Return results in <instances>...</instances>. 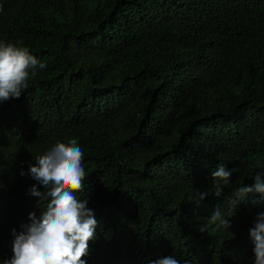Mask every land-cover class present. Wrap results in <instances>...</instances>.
I'll list each match as a JSON object with an SVG mask.
<instances>
[{
  "label": "trees",
  "instance_id": "obj_1",
  "mask_svg": "<svg viewBox=\"0 0 264 264\" xmlns=\"http://www.w3.org/2000/svg\"><path fill=\"white\" fill-rule=\"evenodd\" d=\"M0 41L46 64L0 102V264L45 206L30 165L69 138L97 221L87 264H254L264 194L200 226L264 173V0H0ZM218 164L237 169L220 197Z\"/></svg>",
  "mask_w": 264,
  "mask_h": 264
},
{
  "label": "clouds",
  "instance_id": "obj_2",
  "mask_svg": "<svg viewBox=\"0 0 264 264\" xmlns=\"http://www.w3.org/2000/svg\"><path fill=\"white\" fill-rule=\"evenodd\" d=\"M46 64L34 56L28 47L0 41V102L10 98H19L28 87V81L35 77ZM35 165H30L28 174L37 182L31 189V195L45 202L39 218L30 213L31 223L22 224L21 231L13 230L12 255L3 264H87L89 242L95 239L97 221L94 210L87 207L88 200H78L77 193L84 190L87 176L84 166V151L77 139L56 142L43 154L35 156ZM237 169L229 170L224 164H218L211 172L214 194L220 197L223 188L229 185L230 177ZM20 175H25L24 171ZM264 173L257 172L254 184L239 186L228 197L227 210L218 206L200 226L205 232L209 226L217 225L229 229L227 217L235 214L240 203L250 193L264 194ZM37 185L45 191L38 190ZM209 193L195 191L194 199L202 201ZM254 243V264H264V212L257 215L254 227L250 229ZM146 264H181L173 255L146 261ZM183 264H192L185 259Z\"/></svg>",
  "mask_w": 264,
  "mask_h": 264
}]
</instances>
